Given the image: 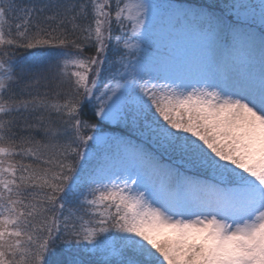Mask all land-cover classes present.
<instances>
[{
  "label": "snow or ice",
  "instance_id": "1",
  "mask_svg": "<svg viewBox=\"0 0 264 264\" xmlns=\"http://www.w3.org/2000/svg\"><path fill=\"white\" fill-rule=\"evenodd\" d=\"M0 264H264V0H0Z\"/></svg>",
  "mask_w": 264,
  "mask_h": 264
},
{
  "label": "trees",
  "instance_id": "2",
  "mask_svg": "<svg viewBox=\"0 0 264 264\" xmlns=\"http://www.w3.org/2000/svg\"><path fill=\"white\" fill-rule=\"evenodd\" d=\"M21 2H27V0H21ZM181 2H185V3H187V2H197V3H201V2H208V1H206V0H181ZM21 54H23V53H21ZM110 127H115V126H110ZM113 133L115 135H120L119 132H113ZM130 139H133V141L136 142L134 137H130Z\"/></svg>",
  "mask_w": 264,
  "mask_h": 264
},
{
  "label": "rangeland",
  "instance_id": "3",
  "mask_svg": "<svg viewBox=\"0 0 264 264\" xmlns=\"http://www.w3.org/2000/svg\"><path fill=\"white\" fill-rule=\"evenodd\" d=\"M206 1H208V0H206ZM110 126H115V125H110ZM106 135L111 136V135H115V134L113 132H106Z\"/></svg>",
  "mask_w": 264,
  "mask_h": 264
}]
</instances>
